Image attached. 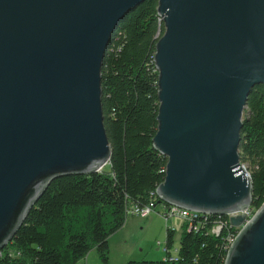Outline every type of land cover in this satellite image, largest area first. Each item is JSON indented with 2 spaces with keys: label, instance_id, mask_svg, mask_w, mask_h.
<instances>
[{
  "label": "water",
  "instance_id": "1",
  "mask_svg": "<svg viewBox=\"0 0 264 264\" xmlns=\"http://www.w3.org/2000/svg\"><path fill=\"white\" fill-rule=\"evenodd\" d=\"M145 0H0V250L47 186L109 164L101 65ZM159 202L240 228L224 264H264V203L249 221L239 161L247 97L264 87V0H157Z\"/></svg>",
  "mask_w": 264,
  "mask_h": 264
},
{
  "label": "trees",
  "instance_id": "2",
  "mask_svg": "<svg viewBox=\"0 0 264 264\" xmlns=\"http://www.w3.org/2000/svg\"><path fill=\"white\" fill-rule=\"evenodd\" d=\"M156 9L157 0H145L126 13L104 52L101 105L109 164L89 176L53 180L0 250V264H78L92 249L107 263L108 239L124 226L128 207H169L155 196L167 163L152 147L158 112L153 56L163 33ZM244 113L239 161L249 167L254 214L264 203L263 86L251 89ZM228 221L227 216H198L191 230L183 223L177 248L175 231L167 226L163 260L127 264H224L225 237L235 233ZM217 225H225L218 236L212 233Z\"/></svg>",
  "mask_w": 264,
  "mask_h": 264
},
{
  "label": "rangeland",
  "instance_id": "3",
  "mask_svg": "<svg viewBox=\"0 0 264 264\" xmlns=\"http://www.w3.org/2000/svg\"><path fill=\"white\" fill-rule=\"evenodd\" d=\"M244 117L245 113L243 112L242 118ZM243 164L242 167L249 171L247 163ZM126 219L124 227L109 238L107 263L102 262L97 252L92 249L87 255L90 257L89 264H127L128 261H160L164 259L165 219L156 212L151 213L146 219H137L131 216H127ZM144 221L145 223L149 221L147 227L144 225ZM166 223L167 226L173 227L175 230L174 247L177 248L182 231V221L171 218Z\"/></svg>",
  "mask_w": 264,
  "mask_h": 264
},
{
  "label": "built area",
  "instance_id": "4",
  "mask_svg": "<svg viewBox=\"0 0 264 264\" xmlns=\"http://www.w3.org/2000/svg\"><path fill=\"white\" fill-rule=\"evenodd\" d=\"M246 175L249 176L247 171H246ZM157 208L160 209V214L162 215L163 219H165L166 222L169 221V219H171V218H177L180 221H182V223L190 224V225H188V230L192 229V225H191L192 221L197 219L198 216H201L199 214L189 212L186 210H182L180 208L173 207V206H169L168 208H164L162 206L157 207L153 203H149L143 207L130 206L127 208L126 214H127V216L136 217L139 219H146L147 217H149V215L151 213L155 212ZM242 212L246 213V216L244 217L246 219V221H249L252 218V216L255 214V213L252 214V212L249 211V207ZM227 217L229 219V216H227ZM228 225H229L230 229L233 228L235 230V233L234 234L228 233L227 236L225 237V249H226V251H228L229 247L233 243L235 237L237 236V234L240 230V228L232 227L230 225V223ZM224 226L225 225H217L212 230V233L218 236ZM174 252H176V250Z\"/></svg>",
  "mask_w": 264,
  "mask_h": 264
},
{
  "label": "crops",
  "instance_id": "5",
  "mask_svg": "<svg viewBox=\"0 0 264 264\" xmlns=\"http://www.w3.org/2000/svg\"><path fill=\"white\" fill-rule=\"evenodd\" d=\"M156 214H158L161 218H163L162 217V215L160 214V209L159 208H157L156 209ZM133 218H136V217H133ZM137 219H139V218H137ZM127 220V219H126ZM125 223H126V221H125ZM149 223V221H147L146 223H145V221H144V225L147 227V224ZM183 224V223H182ZM182 224H181V230H182ZM125 225V224H124ZM128 225V223L126 224V226ZM124 227V226H123ZM122 227V228H123ZM165 227L167 228V223L165 222ZM171 229H173L174 230V228L173 227H171ZM175 231V230H174ZM110 239H108V243H109V247H110V241H109ZM158 246L160 247V244L158 243ZM89 256H87L86 258H85V260L84 261H82V262H80V263H78V264H89L88 262H90L89 261Z\"/></svg>",
  "mask_w": 264,
  "mask_h": 264
},
{
  "label": "bare ground",
  "instance_id": "6",
  "mask_svg": "<svg viewBox=\"0 0 264 264\" xmlns=\"http://www.w3.org/2000/svg\"><path fill=\"white\" fill-rule=\"evenodd\" d=\"M104 167H105V166H104ZM104 167H103L102 169H104ZM102 169H101V170H102Z\"/></svg>",
  "mask_w": 264,
  "mask_h": 264
}]
</instances>
